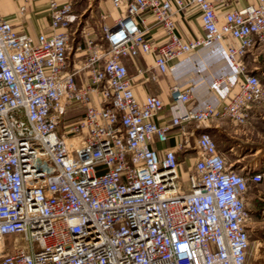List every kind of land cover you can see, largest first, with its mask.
Segmentation results:
<instances>
[{
    "label": "built area",
    "instance_id": "obj_1",
    "mask_svg": "<svg viewBox=\"0 0 264 264\" xmlns=\"http://www.w3.org/2000/svg\"><path fill=\"white\" fill-rule=\"evenodd\" d=\"M15 1L19 12L45 1L49 30L32 37L0 13V264H245L246 194L264 171L236 170L208 132L192 141V129L212 119L244 126L264 104V84L244 61L264 44V0L222 21L218 8L238 0H111L118 14L100 16L104 44L83 29L88 54L72 68L73 0ZM189 8L203 31L194 39L175 20ZM215 43L232 70L210 86L229 98L195 106L190 87L173 85L170 106L186 108L156 122L162 100L137 99L124 60L152 55L136 75L156 81L170 62ZM77 106L82 114L66 118ZM175 128L182 139L155 148ZM191 142L198 154L185 186L177 153Z\"/></svg>",
    "mask_w": 264,
    "mask_h": 264
},
{
    "label": "crops",
    "instance_id": "obj_2",
    "mask_svg": "<svg viewBox=\"0 0 264 264\" xmlns=\"http://www.w3.org/2000/svg\"><path fill=\"white\" fill-rule=\"evenodd\" d=\"M254 2L255 0H238L220 6L217 10L220 21L223 20V14L226 11L234 8H242L246 4ZM98 8L99 13H107L109 15V18L107 19L108 23H112L117 17L118 11L113 9L111 5L106 6L105 4H100L98 5ZM0 13L12 24L16 31L27 33L32 37H36L39 33L49 30V20L47 17L45 1L28 4L24 12H19V3L17 1L0 0ZM175 20L178 32L184 38L194 39L202 35L203 31L196 8H189L178 14L175 17ZM151 33L155 41L158 43L163 41L162 34L154 23L152 24ZM261 48H264V45L255 47L256 50ZM250 53H252V51H250ZM247 56L248 55L244 58L246 66ZM254 59L255 57L252 58V61ZM124 62L130 76L132 77V88L137 99L142 100L147 95H156L162 100L164 108L156 117H154V120L158 123L168 122L173 115L183 112L186 108L183 105L170 106L169 89L173 85H178L180 88L190 87L192 90L191 105L195 106H204L206 104L218 106L223 100L228 99L230 96L224 88L214 90L210 86L214 76L219 73H230L232 70L231 65L225 57L224 48L221 43H215L209 47L192 51L170 62L168 71L165 74H158L156 81L151 80L147 74L136 75L137 68H148L152 65V55L140 54L135 58L125 59ZM247 69L256 74L264 84V67H258V63L250 62V66H247ZM85 80L86 73H80L77 77V82L81 84ZM252 113L253 116H255V120L260 118V112L256 108L252 110ZM227 121V119H212L202 123L199 128L192 129V141H195L196 135L202 131L208 132L214 140L216 139V136L219 135L218 138L220 139V142L219 140L218 142H215L218 145L217 147L220 152L224 153V155L228 152H237L235 153L236 162H248V164L242 166L243 170L250 169L253 171H264V154L259 153L262 146L259 145L251 148L245 146V143L248 142L244 140V134L247 131L246 128L235 129V136L233 138L238 141H233V144L226 141V138H231L228 131ZM251 129L256 130L257 128L251 125ZM223 137H225V141L221 140ZM181 139L182 137H180L175 128L169 133L166 143H155L154 146L161 151L163 148L173 147L176 141ZM192 145L177 153L180 166L185 161H189L190 166L188 169L190 170L193 168L198 154L194 142ZM247 150L254 151V153L248 155L245 153Z\"/></svg>",
    "mask_w": 264,
    "mask_h": 264
},
{
    "label": "rangeland",
    "instance_id": "obj_3",
    "mask_svg": "<svg viewBox=\"0 0 264 264\" xmlns=\"http://www.w3.org/2000/svg\"><path fill=\"white\" fill-rule=\"evenodd\" d=\"M105 4L111 5V0H73V9L77 15V21L74 23L71 32L72 40L70 43V52H69V67H77L78 65L84 62L88 51L84 47L83 34L82 31L86 34H90V38L97 43V45L104 44L100 39V25H101V13H99L98 5ZM113 8V7H112ZM114 9V8H113ZM81 46L79 51H76L75 48L77 45ZM264 45V44H262ZM252 53L248 52L246 58L247 66H250V62L258 63V67H264V48L256 50L255 48L251 50ZM250 53V54H249ZM255 59L252 61V58ZM260 115L258 119L255 120V116L251 113L249 121L243 127L236 126L231 123L228 119V131L231 138H226L229 143L233 144V141H238L233 138L235 136L236 128H246L247 131L244 134V140L248 141L245 143L247 148L262 146L259 153L264 154V104L255 107ZM254 108V109H255ZM75 109V110H72ZM72 110V111H71ZM66 114V118L78 117L82 114V107H73ZM71 111V112H70ZM253 116V117H252ZM251 125L256 127V130L251 129ZM216 136L215 141L220 142ZM225 137H223L224 140ZM225 141V140H224ZM193 142H191L192 145ZM193 146V145H192ZM235 153L237 152H228L226 155L227 161L233 163V168L236 170H241L244 164H248L247 161L236 162ZM246 154H253L254 151H245ZM244 153V154H245ZM251 157V156H248ZM189 161L179 165V181L183 182L187 186L188 173L190 169ZM188 169V172H187ZM246 207L248 211V217L246 220V229L249 236V246L246 253V262L245 264H264V180L256 185L251 186L249 191L246 194ZM9 241V239H8Z\"/></svg>",
    "mask_w": 264,
    "mask_h": 264
},
{
    "label": "trees",
    "instance_id": "obj_4",
    "mask_svg": "<svg viewBox=\"0 0 264 264\" xmlns=\"http://www.w3.org/2000/svg\"><path fill=\"white\" fill-rule=\"evenodd\" d=\"M218 146V145H217Z\"/></svg>",
    "mask_w": 264,
    "mask_h": 264
}]
</instances>
